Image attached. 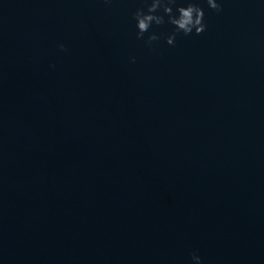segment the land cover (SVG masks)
Wrapping results in <instances>:
<instances>
[{
    "label": "water",
    "instance_id": "1",
    "mask_svg": "<svg viewBox=\"0 0 264 264\" xmlns=\"http://www.w3.org/2000/svg\"><path fill=\"white\" fill-rule=\"evenodd\" d=\"M194 2L0 0V264H264V0Z\"/></svg>",
    "mask_w": 264,
    "mask_h": 264
},
{
    "label": "clouds",
    "instance_id": "2",
    "mask_svg": "<svg viewBox=\"0 0 264 264\" xmlns=\"http://www.w3.org/2000/svg\"><path fill=\"white\" fill-rule=\"evenodd\" d=\"M108 2V0H106ZM145 7L138 8L133 19L136 21V38L143 39L144 34L153 26H160L165 23L173 26L171 34L164 37L168 45L174 46L175 38L178 34L183 33L184 36L200 35L207 30L204 22V10L194 0H187V6L177 3V0H143ZM208 6L216 11L221 12V3L217 0H206ZM167 17V20L165 19ZM161 37L155 33H151L145 43L149 46L153 42L158 41ZM61 51H67L64 44L58 45ZM135 62V58H132ZM192 259L200 264V257L192 254Z\"/></svg>",
    "mask_w": 264,
    "mask_h": 264
}]
</instances>
